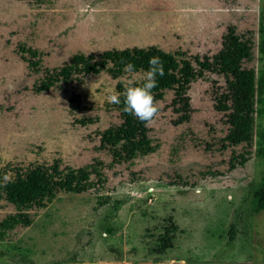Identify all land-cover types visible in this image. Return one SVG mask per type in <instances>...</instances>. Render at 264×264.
Returning a JSON list of instances; mask_svg holds the SVG:
<instances>
[{"label":"rangeland","instance_id":"obj_1","mask_svg":"<svg viewBox=\"0 0 264 264\" xmlns=\"http://www.w3.org/2000/svg\"><path fill=\"white\" fill-rule=\"evenodd\" d=\"M259 5L260 0H0V166L59 159L76 168L98 160L104 176L90 190L59 193L30 211L28 226L0 239V264H264V211L253 213L251 206V190L264 175V159L254 156L264 133V108L253 115L251 145L227 146L223 113L212 107L224 79L207 72L189 85L187 121L173 123L177 114L166 91L156 100L157 117L147 124L156 150L116 162L99 147L96 133L120 122L107 100L115 80L100 72L41 92L32 89L42 69L59 67L76 52L156 45L211 55L227 25L253 33V57L245 66L256 70L263 62L256 47ZM20 46L41 53L38 72L26 68ZM80 117L93 122L82 126ZM243 152L246 160L239 164ZM12 212L2 201L0 219ZM230 224L234 237L226 245ZM165 228L174 246L161 256L155 249Z\"/></svg>","mask_w":264,"mask_h":264},{"label":"trees","instance_id":"obj_2","mask_svg":"<svg viewBox=\"0 0 264 264\" xmlns=\"http://www.w3.org/2000/svg\"><path fill=\"white\" fill-rule=\"evenodd\" d=\"M256 34L257 51L263 60L256 70L245 66L253 57V33L250 30L237 32L233 25H227L221 35L219 49L211 55H188L179 49L166 51L156 45L110 48L88 54L76 52L67 63L52 69H42L41 77L33 83L32 89L41 92L59 82L69 83L104 72L115 80L114 89L122 93L128 86V81L122 77L134 74L136 77L132 80L141 83L143 72L149 67V58L158 56L164 63L165 75L157 78L158 86L153 89V93L155 100H160L166 91L172 92L170 106L177 114L174 124L189 118L187 90L190 83L204 79L207 72L213 73L224 79V88L214 93L212 103L215 111L223 113L226 124L222 140L227 146H250L253 115L264 108V0H260ZM19 54L29 71L40 70L41 53L38 50L20 46ZM128 62L135 65L132 74L123 70ZM121 101L120 105L114 104L120 122L96 132L99 147L106 149L116 162L150 154L157 148V144L148 136L147 124L124 112L123 96ZM76 122L83 126L92 123L93 119L80 117ZM245 153L248 152L238 154L239 164L246 160ZM254 156L264 159V133L256 141ZM232 166L231 163L230 168ZM103 179L101 162L98 160L76 168L61 163L59 159L26 165L4 163L0 166V206L4 201L12 205L14 212L0 219V239L11 229L28 226L33 218L30 211L46 207L57 194L85 192L101 184ZM251 206L253 213L264 211V175L251 190ZM172 228L175 230L176 226ZM167 231L168 228H165L155 249L157 254L172 245L165 236ZM233 237L234 229L230 224L226 245L231 244Z\"/></svg>","mask_w":264,"mask_h":264},{"label":"clouds","instance_id":"obj_3","mask_svg":"<svg viewBox=\"0 0 264 264\" xmlns=\"http://www.w3.org/2000/svg\"><path fill=\"white\" fill-rule=\"evenodd\" d=\"M148 69L143 72L141 83L129 79L128 86L124 91L118 92L115 89L110 91L107 100L111 104L120 105L123 96L124 112L134 115L138 120L151 124L158 115V102L155 100L153 89L158 86V77L165 75L164 63L158 56H152L148 60ZM135 65L128 62L124 65V72L134 73ZM175 264V262H174Z\"/></svg>","mask_w":264,"mask_h":264},{"label":"crops","instance_id":"obj_4","mask_svg":"<svg viewBox=\"0 0 264 264\" xmlns=\"http://www.w3.org/2000/svg\"><path fill=\"white\" fill-rule=\"evenodd\" d=\"M173 246H174V241H173V243H172V246L169 247V248H166L164 252H166L168 249H171ZM164 252H163L162 254H160V255H161V256L164 255V254H165Z\"/></svg>","mask_w":264,"mask_h":264}]
</instances>
